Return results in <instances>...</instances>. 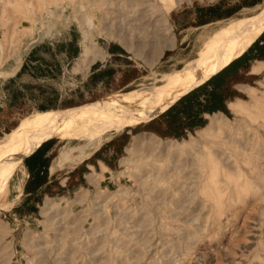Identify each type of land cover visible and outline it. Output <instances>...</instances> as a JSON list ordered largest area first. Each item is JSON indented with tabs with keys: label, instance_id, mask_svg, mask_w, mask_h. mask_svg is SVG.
I'll return each instance as SVG.
<instances>
[{
	"label": "rangeland",
	"instance_id": "374dc122",
	"mask_svg": "<svg viewBox=\"0 0 264 264\" xmlns=\"http://www.w3.org/2000/svg\"><path fill=\"white\" fill-rule=\"evenodd\" d=\"M242 2L0 0V142L44 112L173 85L264 0L221 20L204 9ZM87 32L104 53L88 67ZM259 47L264 31L221 70L218 108L206 105L213 86H200L147 124L89 144L70 129L13 160L0 185V264H264Z\"/></svg>",
	"mask_w": 264,
	"mask_h": 264
},
{
	"label": "bare ground",
	"instance_id": "6f19581e",
	"mask_svg": "<svg viewBox=\"0 0 264 264\" xmlns=\"http://www.w3.org/2000/svg\"><path fill=\"white\" fill-rule=\"evenodd\" d=\"M263 31L264 5L255 15L232 19L225 28L219 31L217 36H220L218 40L216 39L217 41L214 37L211 47H214L216 51L208 56L204 54L201 60L194 63L193 68L185 74L181 73L171 86L162 90L149 88L137 92L109 95L101 100L70 107L63 111L44 112L35 116L33 120L21 124L0 142L2 164L0 185H3L5 171L8 172L9 168L11 172L15 167L11 163L13 160L22 157L48 140L53 138L61 140L62 135L70 129L85 137H95L91 142L96 143L101 138L100 136L110 131L117 132L124 128H134L137 125L151 122L176 100L188 95L189 92L223 70L226 65L239 58ZM90 36L88 32L84 34L82 50V55L88 62L87 67L96 59L101 60L104 57V53L95 48ZM155 62H151L150 65L152 66ZM263 70L264 66L255 67L252 73H259ZM244 89L252 92L247 88ZM236 110L241 111L242 107H236ZM213 123L218 122L215 120ZM26 135L38 138L20 147ZM14 151H16L15 154H12ZM2 190L4 194H7L6 183Z\"/></svg>",
	"mask_w": 264,
	"mask_h": 264
},
{
	"label": "crops",
	"instance_id": "0c3cea01",
	"mask_svg": "<svg viewBox=\"0 0 264 264\" xmlns=\"http://www.w3.org/2000/svg\"><path fill=\"white\" fill-rule=\"evenodd\" d=\"M244 2H242V4L240 3V5L238 6V8L236 9H228V10H224L223 12L224 13H222V15L221 14H217V12H219V10L217 11V10H215V8H213V7H208V8H205L204 10H206L208 13H209V15L211 16L210 18H212V20H210V21H214V20H221V19H223V18H228V17H231L232 15H234V13H236L235 11H239L241 8H250V7H253V6H257L258 5V1L259 0H251L250 2H247L246 0H243ZM209 22V21H208ZM264 47H259V54H257L255 57L256 58H258V59H264V55H261V52H262V49H263ZM243 68H247V66H243ZM221 72V71H220ZM220 72H218L217 74H215L214 76H212L210 79H208L204 84H202L201 85V87L202 86H206V85H208V84H210V85H212L213 86V94L211 93V95H214L213 97H216L217 98V102L215 101H213V102H211L210 100H208V98H207V103H206V105L207 104H209L211 107H213V108H218L216 105H219V101L218 100H220V102H221V99H220V93H222L223 92V89L227 86V81L225 80L224 81V84H223V82H221V83H218V82H215L216 80H218L219 78H220ZM250 74V73H249ZM190 93V92H189ZM216 93H217V95H216ZM189 95V94H188ZM219 98V99H218ZM210 99V98H209ZM178 101V100H177ZM176 101V102H177ZM173 105H175V104H173ZM173 105H172V107H173ZM216 106V107H215ZM102 137V136H101ZM91 141H94V139H89V142L87 143V144H89V143H92ZM48 141H46L45 143H43L39 148H37L33 153H31V154H29L28 155V157H26L23 161H26V160H28V158H33L34 156H36V157H38L39 155H42V153H44V150H45V147H46V143H47ZM44 156V155H43ZM22 161V162H23ZM2 164H1V154H0V166H1ZM49 165H50V161H49ZM49 165H48V167H47V169H48V172H49V174L51 173L50 171H49ZM8 172H10L9 171V168H8ZM11 173V172H10ZM7 180H8V178H7ZM63 182H65V180L63 181ZM47 183V181H44L43 182V184H46ZM62 186V185H61ZM7 188V187H6Z\"/></svg>",
	"mask_w": 264,
	"mask_h": 264
},
{
	"label": "water",
	"instance_id": "95a60500",
	"mask_svg": "<svg viewBox=\"0 0 264 264\" xmlns=\"http://www.w3.org/2000/svg\"><path fill=\"white\" fill-rule=\"evenodd\" d=\"M179 99H180V98H179ZM179 99H178V100H179ZM176 101H177V100H176ZM176 101H175V102H176ZM175 102H174V103H175ZM174 103H172V105H173ZM172 105H171V106H172ZM171 106H170L169 108H167L165 111H167L168 109H170ZM165 111H164V112H165ZM164 112H163V113H164ZM161 114H162V113H161ZM159 115H160V114H159Z\"/></svg>",
	"mask_w": 264,
	"mask_h": 264
}]
</instances>
